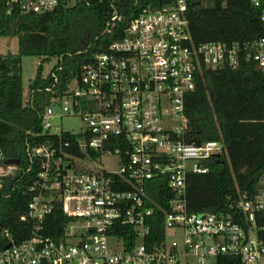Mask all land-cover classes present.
<instances>
[{"label":"built area","instance_id":"obj_1","mask_svg":"<svg viewBox=\"0 0 264 264\" xmlns=\"http://www.w3.org/2000/svg\"><path fill=\"white\" fill-rule=\"evenodd\" d=\"M76 1L3 0V6L7 15L43 14ZM249 1L261 8L259 37L195 43L187 0H143L123 35L84 64L40 116L39 136L67 132L74 143L46 138L28 149L26 167L7 163L0 149V195L8 179L33 171V157L39 163L27 212L19 217L30 223V234L17 243L0 228V264H212L221 256L257 264L264 258V173L253 194H240L230 205L233 213H189L186 206L187 176L208 173L224 149L219 140L193 144L185 138V99L201 69L233 70L250 61L264 70V0ZM119 20L113 12L106 29ZM59 60L47 73L53 86ZM64 115L78 116L83 130H58L52 120ZM74 144L83 157L63 151ZM104 157L116 159L117 168L107 170ZM153 181L165 184L166 204L151 196ZM57 210L67 221L50 236ZM160 219L162 232L155 236L151 230ZM169 230L179 231L180 240H168Z\"/></svg>","mask_w":264,"mask_h":264},{"label":"trees","instance_id":"obj_2","mask_svg":"<svg viewBox=\"0 0 264 264\" xmlns=\"http://www.w3.org/2000/svg\"><path fill=\"white\" fill-rule=\"evenodd\" d=\"M143 4V0H77L43 14L7 15L0 0V36L16 35L18 44L17 54L0 55V149L7 158L26 167L31 159L28 149L46 138L59 144L74 143L75 136L67 132L60 137L39 136L40 116L50 98L61 95L67 83L79 76L84 64L123 35L127 23ZM260 11L249 0H226L219 9L202 7L201 0H187L186 17L195 43L250 42L261 34ZM113 12H118L120 20L107 30L106 23ZM24 56L41 58L28 85L26 103L21 70ZM51 57L60 58L55 86L49 74L42 75V61ZM52 87L53 94L48 91ZM184 118L187 143L219 140L224 147L218 159L209 163L208 173L187 176L188 212L233 213L230 205L240 194H253L264 173V70L250 61L233 70L202 68L195 90L185 99ZM63 151L84 156L75 144ZM32 160L33 171L8 179L4 194L0 195V228H8L17 243L27 238L31 230L30 223L19 217L27 212L31 197L28 188L39 167L35 157ZM152 184L151 196L159 204H166L169 192L165 191V184ZM54 218L56 222L47 233L50 236L67 221L59 210ZM155 225L151 233L157 236L162 232L161 219ZM259 236L264 240V230L259 231ZM212 264L243 263L237 257L221 256Z\"/></svg>","mask_w":264,"mask_h":264},{"label":"rangeland","instance_id":"obj_3","mask_svg":"<svg viewBox=\"0 0 264 264\" xmlns=\"http://www.w3.org/2000/svg\"><path fill=\"white\" fill-rule=\"evenodd\" d=\"M18 44L17 36H0V55H5L7 53L17 54ZM41 62V58L36 56H24L21 60V70H22V83H23V95L24 103L27 101L28 95V85L35 77L38 64ZM56 57H51L47 61H42V75L45 76L50 71V69L55 65ZM59 111L58 107L55 108V112ZM52 123L55 127L59 128L58 130L69 131L72 133H79L84 128V124L78 116H62L52 120ZM177 123V120L174 121V124ZM53 126V127H54ZM103 165L107 170H114L117 168V161L114 158L104 157ZM70 162L66 164V168H69ZM174 238L180 240L179 231H168L167 239L170 240ZM257 264H264V258L259 259Z\"/></svg>","mask_w":264,"mask_h":264},{"label":"water","instance_id":"obj_4","mask_svg":"<svg viewBox=\"0 0 264 264\" xmlns=\"http://www.w3.org/2000/svg\"><path fill=\"white\" fill-rule=\"evenodd\" d=\"M202 6L205 7V8H211V9L212 8L213 9H219L220 8V4H219V1L218 0H216L215 2L208 1L207 3H206L205 0H202ZM13 161H15V160H12L11 159V160H8L7 163H12Z\"/></svg>","mask_w":264,"mask_h":264}]
</instances>
